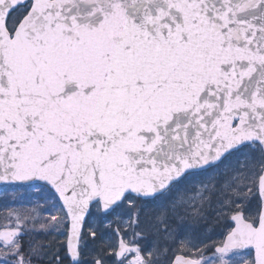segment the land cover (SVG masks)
Returning a JSON list of instances; mask_svg holds the SVG:
<instances>
[{
    "label": "snow or ice",
    "instance_id": "1",
    "mask_svg": "<svg viewBox=\"0 0 264 264\" xmlns=\"http://www.w3.org/2000/svg\"><path fill=\"white\" fill-rule=\"evenodd\" d=\"M0 264H264V0H0Z\"/></svg>",
    "mask_w": 264,
    "mask_h": 264
},
{
    "label": "rangeland",
    "instance_id": "2",
    "mask_svg": "<svg viewBox=\"0 0 264 264\" xmlns=\"http://www.w3.org/2000/svg\"><path fill=\"white\" fill-rule=\"evenodd\" d=\"M1 205H2V203H0V215H4L5 214V210H4V208L1 207ZM2 222H3V218L0 221V223H2Z\"/></svg>",
    "mask_w": 264,
    "mask_h": 264
}]
</instances>
